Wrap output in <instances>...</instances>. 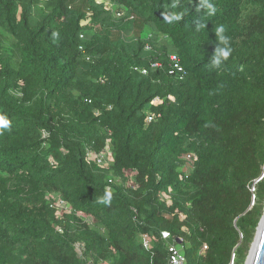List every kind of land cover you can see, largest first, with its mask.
I'll list each match as a JSON object with an SVG mask.
<instances>
[{
  "label": "trees",
  "instance_id": "trees-1",
  "mask_svg": "<svg viewBox=\"0 0 264 264\" xmlns=\"http://www.w3.org/2000/svg\"><path fill=\"white\" fill-rule=\"evenodd\" d=\"M210 2L0 0V264H168L176 239L187 264H245L264 214V0ZM221 25L232 53L213 66ZM108 142L104 168L87 152Z\"/></svg>",
  "mask_w": 264,
  "mask_h": 264
},
{
  "label": "built area",
  "instance_id": "built-area-1",
  "mask_svg": "<svg viewBox=\"0 0 264 264\" xmlns=\"http://www.w3.org/2000/svg\"><path fill=\"white\" fill-rule=\"evenodd\" d=\"M121 14L122 13H118V15H121ZM80 36H81V38H83L85 36V34L81 33ZM80 50L84 51V47L80 46ZM169 58H170V65L169 66L171 67L170 73H172V74L177 73V75H179L180 78H183L185 75V70L181 64L179 56L175 53H172L169 55ZM87 59L89 60L90 57H87ZM162 67H163V63L160 61L151 62V68H162ZM135 70H139L145 75L148 74L147 68L135 67ZM154 117H155L154 114L148 115V119H147L148 122L153 121ZM87 156H88V159H90L93 162H96L99 166L104 167V168L108 167L110 164V161H111V149H110L109 142L107 143L106 147L103 150H101L100 152H94L93 150H89L87 152ZM184 159L187 162L186 172L188 173L193 167V163L196 160V156H195V154L189 153V154H186L184 156ZM162 197L164 199H166L168 201V203H171V200H170V198H168V196L163 194ZM55 205L58 207L59 217L62 216V214L64 213L65 210L66 211L68 210V209H66L65 204L61 200H56ZM162 237L164 239H169L171 237V234L169 231H163ZM142 240H143L144 245L147 248L151 247V242L146 238V236H143ZM178 241H179V239H176L175 241H173L169 244V263L168 264H187V257H186V254L184 252L182 242H181V240L179 242ZM77 246L82 247L80 245H77ZM206 248H207V246L205 245L204 249H206Z\"/></svg>",
  "mask_w": 264,
  "mask_h": 264
},
{
  "label": "clouds",
  "instance_id": "clouds-1",
  "mask_svg": "<svg viewBox=\"0 0 264 264\" xmlns=\"http://www.w3.org/2000/svg\"><path fill=\"white\" fill-rule=\"evenodd\" d=\"M106 6L111 7V4L107 2ZM175 6H176L175 4L172 5V7H175ZM200 7L207 9V14L209 16L215 14L216 9L214 5L210 2V0H200V3L197 5V10H199ZM119 13H122V12H119ZM181 18H182V14H175V13H173L172 15H168L167 13L164 14V20L168 23H172L173 21L179 20ZM202 26L206 27V25H202ZM199 27L200 25H198V28ZM215 33L218 38V42L220 43V45H223V46H220L217 49V52L214 56L213 66H220L222 61L228 60V58L230 57L232 53V48L230 47V44H229V38L226 35H224L225 29L222 25L215 28ZM10 125H11V121L3 117H0V129H8L10 128ZM111 196H112L111 192L106 190L105 198L101 201V203H105V204L110 203Z\"/></svg>",
  "mask_w": 264,
  "mask_h": 264
},
{
  "label": "water",
  "instance_id": "water-1",
  "mask_svg": "<svg viewBox=\"0 0 264 264\" xmlns=\"http://www.w3.org/2000/svg\"><path fill=\"white\" fill-rule=\"evenodd\" d=\"M246 264H264V214L257 227V234Z\"/></svg>",
  "mask_w": 264,
  "mask_h": 264
},
{
  "label": "rangeland",
  "instance_id": "rangeland-1",
  "mask_svg": "<svg viewBox=\"0 0 264 264\" xmlns=\"http://www.w3.org/2000/svg\"><path fill=\"white\" fill-rule=\"evenodd\" d=\"M89 218H91V217H89ZM91 220V219H90ZM256 234H257V231H256ZM255 239V238H254ZM254 242V241H253ZM252 245H253V243H252ZM77 249H78V252H79V254H81L82 255V247H78L77 246ZM251 249H252V246H251ZM251 249H250V251H249V254H250V252H251ZM249 254H248V257H249ZM248 257H247V259H248ZM247 263V260H246V262H245V264Z\"/></svg>",
  "mask_w": 264,
  "mask_h": 264
}]
</instances>
